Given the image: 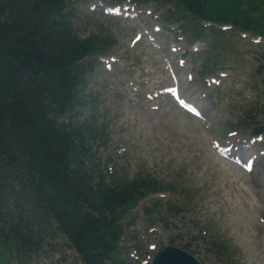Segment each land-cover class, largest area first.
<instances>
[{
    "label": "rangeland",
    "instance_id": "374dc122",
    "mask_svg": "<svg viewBox=\"0 0 264 264\" xmlns=\"http://www.w3.org/2000/svg\"><path fill=\"white\" fill-rule=\"evenodd\" d=\"M218 1L229 5L231 0ZM232 1L243 16L250 9L247 4L257 3L252 17L264 18V0ZM168 3L165 10L179 14ZM66 4L71 29L80 39L103 38L112 48L106 54L109 62L89 56L98 63L86 75L84 103L73 117L97 133L94 170L105 173L104 187L114 182L118 192L144 182L165 190L124 216L131 241L124 239L123 257L130 264H151L169 236H181L196 248L192 254L201 264H264V39L232 24H224L223 32L218 27L224 25L212 24L190 43L180 35L188 21L173 17L169 24L152 4L126 0L120 6L131 7L128 15H117L120 8L109 10L114 5L107 0ZM205 41H210V50ZM208 62H215V73L205 74ZM174 93L199 102L201 117L178 106ZM257 125L263 126L258 141L252 137ZM215 140L236 141L235 150L244 159L253 158L242 167L221 157ZM158 199L182 205L190 199L185 207L191 209L175 228L149 227L154 219L145 217V208L156 203L153 208L162 210ZM170 221L173 226L175 220ZM46 232L37 233V245L22 249L34 258L29 264H81L63 235L55 232L52 239ZM21 238L10 246L0 244V264L23 262ZM215 243L229 255L228 261L215 257Z\"/></svg>",
    "mask_w": 264,
    "mask_h": 264
},
{
    "label": "trees",
    "instance_id": "16d2710c",
    "mask_svg": "<svg viewBox=\"0 0 264 264\" xmlns=\"http://www.w3.org/2000/svg\"><path fill=\"white\" fill-rule=\"evenodd\" d=\"M131 1H153L164 10L171 2L169 8L179 14L165 10L163 19L188 21L190 41L201 36L203 19L264 37V18L252 17L257 3L247 4L245 9H250L243 16L232 0L229 5L218 0ZM64 2L0 0V244L10 246L22 237L21 264H28L34 258L22 249L37 245V233H47V228L50 238L55 232L65 237L81 264H120L121 243L131 236L124 216L152 193L165 190L144 182L118 192L114 182L104 187L105 173L94 170L97 133L73 117L84 103L86 75L94 70L89 56L112 48L103 38L80 39L71 29ZM190 201L157 200L162 210L153 208L154 203L145 208V217L167 227L170 218L178 222L185 217ZM183 241L171 237L168 243L196 252L191 242ZM214 245V252L227 258L223 247Z\"/></svg>",
    "mask_w": 264,
    "mask_h": 264
},
{
    "label": "water",
    "instance_id": "95a60500",
    "mask_svg": "<svg viewBox=\"0 0 264 264\" xmlns=\"http://www.w3.org/2000/svg\"><path fill=\"white\" fill-rule=\"evenodd\" d=\"M261 126L253 129L254 133L261 131ZM153 264H200L191 254L173 246H167L153 258Z\"/></svg>",
    "mask_w": 264,
    "mask_h": 264
},
{
    "label": "bare ground",
    "instance_id": "6f19581e",
    "mask_svg": "<svg viewBox=\"0 0 264 264\" xmlns=\"http://www.w3.org/2000/svg\"><path fill=\"white\" fill-rule=\"evenodd\" d=\"M91 5H92V3H91Z\"/></svg>",
    "mask_w": 264,
    "mask_h": 264
}]
</instances>
